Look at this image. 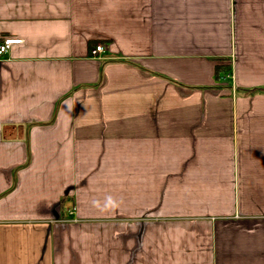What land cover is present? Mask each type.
I'll list each match as a JSON object with an SVG mask.
<instances>
[{
  "label": "crops",
  "instance_id": "crops-1",
  "mask_svg": "<svg viewBox=\"0 0 264 264\" xmlns=\"http://www.w3.org/2000/svg\"><path fill=\"white\" fill-rule=\"evenodd\" d=\"M6 37L0 264H264V0H0Z\"/></svg>",
  "mask_w": 264,
  "mask_h": 264
},
{
  "label": "built area",
  "instance_id": "built-area-1",
  "mask_svg": "<svg viewBox=\"0 0 264 264\" xmlns=\"http://www.w3.org/2000/svg\"><path fill=\"white\" fill-rule=\"evenodd\" d=\"M21 42L20 38L6 37L0 41V57L7 53L10 47L14 44H19ZM105 46L102 43L95 44L94 47L90 49V56L94 58H103L105 54ZM228 76V75H227Z\"/></svg>",
  "mask_w": 264,
  "mask_h": 264
},
{
  "label": "clouds",
  "instance_id": "clouds-1",
  "mask_svg": "<svg viewBox=\"0 0 264 264\" xmlns=\"http://www.w3.org/2000/svg\"><path fill=\"white\" fill-rule=\"evenodd\" d=\"M109 203H113L110 198H109Z\"/></svg>",
  "mask_w": 264,
  "mask_h": 264
}]
</instances>
